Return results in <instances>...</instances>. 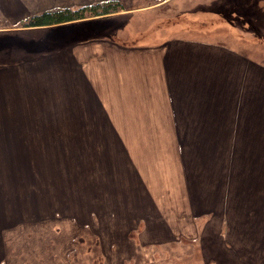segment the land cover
Returning <instances> with one entry per match:
<instances>
[{
    "label": "crops",
    "instance_id": "obj_1",
    "mask_svg": "<svg viewBox=\"0 0 264 264\" xmlns=\"http://www.w3.org/2000/svg\"><path fill=\"white\" fill-rule=\"evenodd\" d=\"M95 1L100 0H0V20L13 21L10 27L0 28V51L4 46L1 43L11 41L16 47L6 45L4 50L15 48L31 55L34 39L24 38L17 31L44 28L67 29V37L59 36L62 33L58 37L63 43L72 40L73 47L90 42V46L100 49L91 50L88 58L78 61L86 64L74 77L83 91L74 89L85 103L74 105L76 117L78 113H89L92 130L100 128L106 138H115L116 134L125 150L117 148L116 153L123 154L128 173L135 172L139 178L138 188L127 178L128 188L124 187L123 191L137 192L139 197L143 193V206H133L134 211L128 212L130 218L125 216L121 248L114 250L112 244L107 248V243H103V251H131L123 255L125 260L131 258V232L136 228H130L132 223L137 228L140 223L144 224L137 232L141 247L152 244V251H169L164 246L177 236L173 226L175 218L202 219L209 213L206 234L201 233V241L209 235L210 224L214 223L217 226L212 237L219 246L225 220L224 193L264 190V47L261 44L264 0H157L134 8H126L129 0H123L124 9L105 17L55 26H17L19 20L39 11ZM157 10L165 19L152 25L156 29L150 34L127 32L126 20L122 34L120 29L114 34L115 29L104 28L112 34L104 33L103 37L99 32L104 29L95 23L104 18L114 19L124 14H132V18ZM87 22H94L93 29H99L95 34L89 32L93 33L90 40L82 38L86 37L83 32L91 28ZM161 25L165 29L158 34ZM152 32L157 36L153 37ZM227 39L234 43L223 42ZM11 65L0 64V80L7 82V88L0 90L3 91L0 112L16 115L14 105L11 108L7 98L13 95L9 90L14 85L12 80L17 81L24 69L21 67L19 72L17 66ZM90 113H99L103 124L94 125L93 119L98 115ZM10 121L15 122L11 127L17 126V120ZM79 122L74 125V143L97 142L90 139L95 135L86 123ZM18 141L17 135L0 138V158L9 154L5 157L13 159L12 146ZM30 141H33L31 136L25 143ZM92 150L85 148L90 155ZM75 152L74 148V159H81L84 153L81 147L77 149V156ZM118 157L108 154L105 159ZM191 160L201 161L204 175L212 181L210 186L216 184L211 190L216 200L205 198L206 189L193 184L194 178L186 165ZM1 204L0 194V210ZM128 206L132 207V203ZM2 226L0 216V242L4 239ZM148 237L155 240H147ZM205 246L204 251H209V245Z\"/></svg>",
    "mask_w": 264,
    "mask_h": 264
},
{
    "label": "rangeland",
    "instance_id": "obj_2",
    "mask_svg": "<svg viewBox=\"0 0 264 264\" xmlns=\"http://www.w3.org/2000/svg\"><path fill=\"white\" fill-rule=\"evenodd\" d=\"M155 2L157 0H129L125 5L126 8H134ZM55 8L58 7L51 9ZM131 15L104 18L95 23L103 29H115L114 34L120 29L122 34L128 20L127 32L150 34L156 29L152 25L165 19L160 10L139 13L130 18ZM22 21L19 20L17 26L26 28ZM12 23L2 19L0 28L10 27ZM87 23L91 28L83 32L86 37L82 38L90 40L99 29H93L94 22ZM163 29L165 27L161 25L156 32L161 34ZM66 30L17 31L24 38L34 39L31 55L15 48L4 50L6 45L16 47L11 41L1 43L4 45L0 51L2 67L12 64L18 67L19 72L24 69V74L16 82L12 80L14 85L9 90L13 91V95L7 98L11 108L14 105L16 115L0 112V138L17 135L23 141L13 143V159L5 157L9 154L0 158V216L4 235L3 242H0L2 264H166L165 261L169 264H264V190L224 193L225 220L223 240L219 246L217 239L212 237L217 226L214 223L210 224L209 235L201 241V233L204 231L206 234L208 224L205 221L210 218L209 213L202 219L175 218L173 226L177 236L164 246L169 251H152V244L141 247L137 232L143 229L142 223L138 228L136 224L129 225L130 228L136 227L131 232V258L125 260L123 256L131 251H103V243H107V248L112 244L114 250L121 248L125 216L130 218L128 212L134 211L133 206H143V193L139 197L137 192L123 191L124 187L128 188L127 178L131 179L134 188H138L139 178L135 172L128 173L126 159L120 152L125 150L118 143L116 134L115 140L114 136L106 138L102 135L104 133L100 128L92 130L89 113H78V119L76 117L74 105L85 103L74 89L83 91L74 77L77 70L86 64H78V61L88 58L91 50L100 49L90 46V42L86 43L88 46L81 44L77 47H73L75 43L72 40L63 43L58 35L62 33L59 36L67 37L69 32ZM99 33L104 37V33L112 34V31L104 29ZM156 34L151 33L153 37ZM223 42L234 43L228 39ZM261 44L264 47V41ZM27 67L33 70H27ZM0 84V90L7 88V82L0 80ZM2 94L3 91H0V99H3ZM90 114L98 115L93 119L94 125L103 124L99 113ZM11 119L17 120L16 127H11L15 123ZM79 120L94 132L95 136L89 138L97 142L74 143V125L80 123ZM29 135L33 143L26 144ZM131 146L136 147L135 144ZM80 147L84 151L82 158L74 159V148L77 156ZM85 148L90 152L92 150L91 155L85 152ZM117 148H120L118 154ZM108 154L119 155L120 158L105 159ZM186 165L194 178L193 184L206 189L205 198L216 200L215 192H211L216 184L210 186L212 181L204 175L201 161H186ZM129 203L132 207L128 206ZM147 240L155 239L148 237ZM205 245H209V251H204ZM124 249L128 248L124 246Z\"/></svg>",
    "mask_w": 264,
    "mask_h": 264
},
{
    "label": "trees",
    "instance_id": "obj_3",
    "mask_svg": "<svg viewBox=\"0 0 264 264\" xmlns=\"http://www.w3.org/2000/svg\"><path fill=\"white\" fill-rule=\"evenodd\" d=\"M122 9H124V4L121 0H100L78 7L65 6L43 10L30 15L22 21V24L25 27L55 26L82 19L105 17Z\"/></svg>",
    "mask_w": 264,
    "mask_h": 264
}]
</instances>
